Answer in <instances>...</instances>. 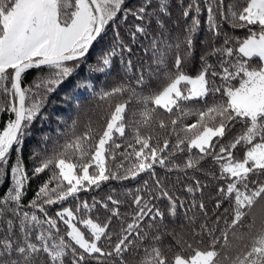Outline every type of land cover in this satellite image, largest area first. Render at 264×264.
<instances>
[{
    "label": "snow or ice",
    "instance_id": "snow-or-ice-1",
    "mask_svg": "<svg viewBox=\"0 0 264 264\" xmlns=\"http://www.w3.org/2000/svg\"><path fill=\"white\" fill-rule=\"evenodd\" d=\"M177 3L190 22L183 36L172 40L165 20L171 15L170 0H155V6L154 0H141L134 7H127L126 0H0V116H6L0 128V264H128L125 256L133 249L142 252L137 264H264V217L257 228L253 213L264 202V0ZM204 12L209 32L223 40L201 56L200 71L192 76L183 65ZM129 16L138 21L129 29L131 43L147 37L153 22L159 29L151 40L155 67L137 71L131 80L127 75L132 61L125 62L123 54L132 48L118 30ZM221 22L246 35L229 36ZM110 25L112 44L101 50L94 65L88 64L91 50ZM117 56L126 78L96 95L110 101L127 93L128 99L109 103L101 130L89 122L77 133L73 121L63 144L32 151L35 163L29 170L23 148L33 124L46 118L49 96L82 65L88 77L77 87L94 88L92 75H110ZM152 80L161 85L159 90H152ZM133 98L141 108L126 119ZM191 117L195 122L184 123ZM237 124L243 131L233 134ZM121 138L126 143L118 142ZM240 148L244 156L237 158ZM177 153L186 155L182 166L174 162ZM209 159L218 171L205 172L202 161ZM157 166L186 177L188 170L201 172L206 182L188 177L185 191L203 196L215 185L213 207L202 199L186 204L157 175ZM44 173L47 179L25 204L30 181ZM137 178L142 184L126 193L135 207L126 225L120 212L124 202L115 189L90 202L80 197L110 180ZM157 200H167L173 220L178 209H185L189 225H195L191 238L197 243L206 239L207 246L193 248L183 230L169 227ZM225 203L228 207L219 212ZM192 208L199 209V224L195 215L188 216ZM100 209L109 213L104 222L93 214ZM113 218L121 223L118 231L113 230ZM253 230L257 234L251 245L233 259L230 238L243 240ZM185 245L191 255L184 254Z\"/></svg>",
    "mask_w": 264,
    "mask_h": 264
},
{
    "label": "trees",
    "instance_id": "trees-1",
    "mask_svg": "<svg viewBox=\"0 0 264 264\" xmlns=\"http://www.w3.org/2000/svg\"><path fill=\"white\" fill-rule=\"evenodd\" d=\"M141 0H126L127 7L138 6ZM187 3V0H184ZM155 6V0H154ZM169 11L171 13L170 17H166L167 24V32L166 35L174 40L177 37H182L184 33V28L186 23L190 21H185V19L181 15V8L179 7L177 0H170V8ZM207 13L204 12L201 15V24L199 31L194 37V47L191 54L186 59L183 70L192 76H195L201 68V56L208 51L211 47L220 46L223 40V36L219 38H215L208 30V26L206 24ZM134 23H138L131 16H129L128 20L121 22L118 25V30L121 33V36L124 38L125 43L129 44L132 48L131 53H124V61L128 60L132 61V72L128 73L127 79H133L134 74L139 70L146 69L149 65L153 68L154 65V57L151 50V40L152 37L156 36L159 32V29L155 22H153L149 26V34L147 37H140L137 43H131L129 38V29ZM222 28L223 31L226 32L229 36H238L244 37L246 35V31L242 29H233L227 23H223ZM114 33L112 31V26H109V30L107 35L102 39L99 43L95 44L93 49L91 50L87 63L90 65H94L97 62V58L101 52V50H107L113 42ZM147 49V51H145ZM211 59V58H210ZM172 60L169 59V66L172 64ZM215 62V61H214ZM35 73L28 76L26 78V83H31L34 78ZM88 77L87 69L85 66H81L78 69L77 74L73 77L69 78L61 87L48 98V102L43 109L45 119L37 120L32 126V135L26 138L25 145L23 148V157L26 167L31 170L34 166V161L31 159L32 151L34 149H42L48 148L51 150L53 145L58 141L63 144L65 140L71 135L70 126L73 121H76V132L80 133L85 130V126L92 123V126L101 130V126L106 122L109 117L111 109L109 108V103L115 105V103L120 102L121 100L128 99V94L125 93L124 96H116L111 98V100H101L96 93L100 92L103 88L105 90H109L114 87L116 84L120 83L124 80L125 73L123 67L121 65L120 57L117 56L113 60V70L110 75L104 76L102 74H93L91 77L94 88H86V87H77V83L80 81H84ZM152 84V90H159L161 85H158L155 80L150 81ZM217 85L221 84L219 78L216 79ZM235 84L236 82L233 81ZM162 84V82H161ZM139 91V89H138ZM149 90H145V94H148ZM218 98V97H216ZM141 108V105L137 103L135 98L128 105L126 119L130 117L132 112H138ZM137 118H139L137 116ZM6 119V116H0V128L3 127L2 121ZM195 117L188 118L184 121V123L191 124L195 122ZM243 128L240 124L236 125V128L233 130V134L242 132ZM63 133V135H62ZM47 135L49 139L45 141L43 137ZM126 136H130L129 130L126 129ZM118 142L126 143V141L121 138ZM122 150V149H121ZM245 149L240 148L239 151L235 153L237 158H242L244 156ZM196 150H193L192 154H195ZM39 158H37L38 160ZM186 159L185 153H177L174 157V162L177 165H183ZM202 168L205 172L208 171H218L217 167L213 165V162L209 160L202 161ZM157 175L159 177L164 178L165 184L173 188L175 194L183 199L186 204H190L193 199L199 201L203 200L209 209L213 207V197L215 196V185H211L209 189H205L204 195L201 196L200 193H196L195 196L187 193L185 191V186L190 183L188 177H195L201 179L206 182V177L199 171L188 170L187 177L185 174L179 170H173L171 172H167L164 169H161L159 166L156 168ZM48 173L41 174L40 176L32 179L28 186L27 195L24 198V203L27 204L33 196L35 195L38 187L44 180L47 179ZM177 177L180 179L177 180ZM144 178H147L145 176ZM142 184V180L137 178V180H125V181H116L110 180L108 182L102 183L101 186L95 190H88L80 193V197L82 200L91 201L93 197L97 199H101L106 197L109 194H113V189H115V195L118 196L124 203L120 206V212L122 213L121 219L124 224L131 222V215L135 211V207L132 204V199L129 195H127V191L129 189L135 190ZM174 186V187H173ZM6 187V186H5ZM4 189H0V194H2ZM156 205L165 213V222L169 227L174 228L177 232L183 230L185 233L186 239L188 243H191L193 248H205L207 246V240L203 243H197L195 239L191 238L192 228L195 225H189L187 218L184 215L185 209H178V215L175 220L171 219L168 215V202L167 200H157L155 201ZM227 203L223 204L219 212H223L224 208H227ZM27 210V209H26ZM255 217L257 218V228L259 227L260 218L264 217V202L259 203L253 210ZM51 214V211H50ZM95 216H98L99 222H104L109 213L103 209H100L98 212L93 213ZM128 214V215H124ZM196 216V224H199L201 220V215L198 208H192L188 211V216L191 217ZM181 225H183V229H181ZM63 228V226L61 225ZM112 227L114 231H118L121 227V223L116 218H113ZM86 231V230H85ZM240 232L238 231V235ZM256 230L248 233L243 240L231 239V247L229 255L234 259L237 255H243V253L247 250L245 245L250 246L252 243V237L256 235ZM165 244L169 243L168 239H165ZM145 243H147L145 241ZM178 251V249H173L172 252ZM170 253L169 255H171ZM185 255H191L192 249L187 248L185 245ZM142 252L137 249H133L130 253L126 254L125 259L128 261V264H137V261L140 259ZM221 264H228L227 261H221Z\"/></svg>",
    "mask_w": 264,
    "mask_h": 264
},
{
    "label": "rangeland",
    "instance_id": "rangeland-1",
    "mask_svg": "<svg viewBox=\"0 0 264 264\" xmlns=\"http://www.w3.org/2000/svg\"><path fill=\"white\" fill-rule=\"evenodd\" d=\"M83 230V229H82Z\"/></svg>",
    "mask_w": 264,
    "mask_h": 264
}]
</instances>
